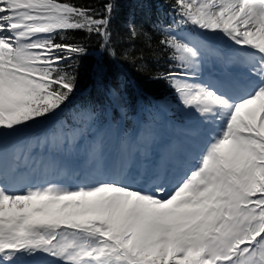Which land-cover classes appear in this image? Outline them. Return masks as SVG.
Masks as SVG:
<instances>
[{"label": "snow or ice", "instance_id": "snow-or-ice-1", "mask_svg": "<svg viewBox=\"0 0 264 264\" xmlns=\"http://www.w3.org/2000/svg\"><path fill=\"white\" fill-rule=\"evenodd\" d=\"M162 2L167 11L151 27L178 63L153 79L174 83L195 116L192 138L143 179L126 171L123 149L108 163L100 139L90 153L94 174L74 185L33 180L16 188L7 146L54 120L77 91L76 58L88 48L68 33L98 35L111 50L116 0L103 10L79 0H0V264L38 254L59 264H264V0ZM187 29L237 46L221 57L223 77L202 75L206 45ZM237 58L246 83L231 77ZM110 95L126 107L118 88ZM79 119L88 125L96 113L84 108ZM84 130L63 125L50 139L74 141ZM31 147L26 138L19 151Z\"/></svg>", "mask_w": 264, "mask_h": 264}, {"label": "trees", "instance_id": "trees-1", "mask_svg": "<svg viewBox=\"0 0 264 264\" xmlns=\"http://www.w3.org/2000/svg\"><path fill=\"white\" fill-rule=\"evenodd\" d=\"M79 2L103 10L107 0ZM166 11L162 0H155L153 7L149 6V0H116L110 51L100 47L103 41L98 35L86 32L67 34L85 43L88 48L87 55L76 58L78 89L69 100L76 112L84 108L103 109V103L111 101V90L116 88L126 97L124 110L127 116L138 103H150L167 95L172 96L170 81L153 79L157 74L169 71L170 64L178 63L173 59L172 50H164L159 45L163 37L151 27L154 18ZM130 26L137 29L135 37L130 33ZM69 101L62 106L63 109ZM94 104L98 108L90 106ZM118 116L115 114V119Z\"/></svg>", "mask_w": 264, "mask_h": 264}, {"label": "rangeland", "instance_id": "rangeland-1", "mask_svg": "<svg viewBox=\"0 0 264 264\" xmlns=\"http://www.w3.org/2000/svg\"><path fill=\"white\" fill-rule=\"evenodd\" d=\"M192 35V33H189ZM202 42L206 45V50L204 52V60L201 63V72L202 75L205 77H223L224 72H222V64H221V57L228 58L231 57L235 50H237V46L233 45L230 41L226 40L223 36L219 33L215 35H210L204 33ZM215 43V46L212 48L211 43ZM219 54V56L217 55ZM238 63H241L239 59H237ZM239 70L245 71L243 65L238 67ZM237 74L241 76V73L237 71ZM231 77L234 78V75L231 74ZM162 110L165 113L171 114V110L173 107L167 105L166 102L160 103ZM161 122V123H160ZM184 130H180L181 126L175 123L168 124L166 120H161L158 122H152L151 124L147 125L144 133L141 134L140 137H137V133H126L122 134L120 131H117V135H113L110 130L100 129L97 127L96 123H90L86 126V132L90 131V137L85 138L84 134L82 133V137L79 139V135L76 136L75 142L72 143L75 147L74 156L69 151L68 153H64V148H66L65 142L67 140H62L59 145V149L56 151L60 156L61 159L57 160L55 155L53 154L54 162L57 161L60 163L61 166L65 165L69 167L73 173V176L80 180L79 175L82 174V171L79 167V157L83 159L85 155L90 156L91 158V148L92 145L102 139L104 142V156L106 161L111 160L110 164L116 162L119 153H118V144L121 139L126 140L127 142L122 145V149L130 153V162L131 167L134 173L146 171L149 172L152 166V163L158 159L160 156L169 153L170 150L174 148H179L183 146L187 141L192 138V134L196 132V123H195V116L191 113V119L188 122V126H186ZM150 130L152 135L148 137L147 131ZM51 134L44 133L43 135H37L36 137L32 138V147H47L51 148L52 146L48 145L47 143L41 144L40 140L45 137H51ZM26 138L31 137H24L23 142H26ZM85 138V139H84ZM58 143V142H57ZM38 145V146H37ZM23 147L19 148L22 149ZM89 149V150H88ZM20 153V151L18 152ZM146 153V154H145ZM79 157H78V156ZM92 167L95 168V162L91 158ZM27 167H31V165H27ZM86 169V166L84 165ZM30 171V169H29ZM126 171H130V167L126 169ZM94 174V171L90 172ZM36 173H34V179ZM84 177V175H81ZM52 182H59V181H52ZM66 185H73L72 183H64L59 182ZM27 264H59V261H53L50 256H46L43 254H38L35 257L26 258Z\"/></svg>", "mask_w": 264, "mask_h": 264}, {"label": "bare ground", "instance_id": "bare-ground-1", "mask_svg": "<svg viewBox=\"0 0 264 264\" xmlns=\"http://www.w3.org/2000/svg\"><path fill=\"white\" fill-rule=\"evenodd\" d=\"M137 177L143 179V178L145 177V174H144V173H142V174H138Z\"/></svg>", "mask_w": 264, "mask_h": 264}]
</instances>
